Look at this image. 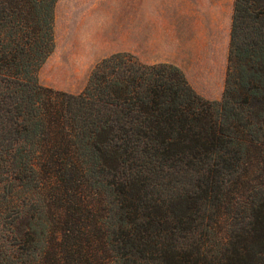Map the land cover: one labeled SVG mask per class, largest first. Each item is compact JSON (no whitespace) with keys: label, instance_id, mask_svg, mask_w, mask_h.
<instances>
[{"label":"trees","instance_id":"obj_1","mask_svg":"<svg viewBox=\"0 0 264 264\" xmlns=\"http://www.w3.org/2000/svg\"><path fill=\"white\" fill-rule=\"evenodd\" d=\"M57 1L0 0V264H264L263 0L218 100L126 52L42 85Z\"/></svg>","mask_w":264,"mask_h":264},{"label":"rangeland","instance_id":"obj_2","mask_svg":"<svg viewBox=\"0 0 264 264\" xmlns=\"http://www.w3.org/2000/svg\"><path fill=\"white\" fill-rule=\"evenodd\" d=\"M233 5L234 0H58L54 49L38 81L76 94L99 61L126 52L141 62L179 66L197 92L218 100Z\"/></svg>","mask_w":264,"mask_h":264}]
</instances>
